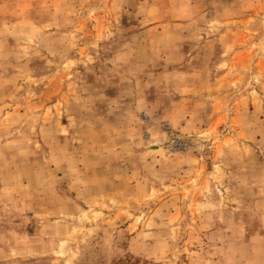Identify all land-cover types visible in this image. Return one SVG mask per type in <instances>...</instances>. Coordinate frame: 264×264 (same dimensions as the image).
Segmentation results:
<instances>
[{"label":"rangeland","instance_id":"obj_1","mask_svg":"<svg viewBox=\"0 0 264 264\" xmlns=\"http://www.w3.org/2000/svg\"><path fill=\"white\" fill-rule=\"evenodd\" d=\"M133 258L264 264V0H0V264Z\"/></svg>","mask_w":264,"mask_h":264},{"label":"trees","instance_id":"obj_2","mask_svg":"<svg viewBox=\"0 0 264 264\" xmlns=\"http://www.w3.org/2000/svg\"><path fill=\"white\" fill-rule=\"evenodd\" d=\"M130 259H132V258H130ZM136 261H137V259L134 260V258H133L132 261L128 259L126 262H127V264H136V263H135Z\"/></svg>","mask_w":264,"mask_h":264}]
</instances>
